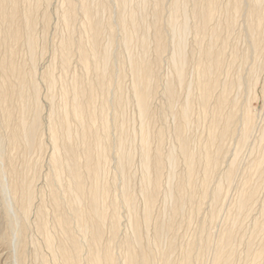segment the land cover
<instances>
[{
	"label": "bare ground",
	"instance_id": "1",
	"mask_svg": "<svg viewBox=\"0 0 264 264\" xmlns=\"http://www.w3.org/2000/svg\"><path fill=\"white\" fill-rule=\"evenodd\" d=\"M130 1L65 0L61 11L56 14L52 11L51 0H0V193L3 196L0 218L4 221V223L0 221V245L5 248L11 246L8 236L12 234H9L7 230L11 231L12 226L13 228L17 226L14 234L17 237H14L21 242L27 229L35 233V237L32 236L34 238L31 239V246L33 257L39 260V264H192V262L195 264H234V262L264 264V199L261 202V217L259 219L258 214V220L255 218L256 220L252 223L250 235H246L248 237L244 241L243 256L238 258L236 253L237 243L238 241L241 243L243 237L241 232L238 236L241 230L240 220L248 218L264 181V130L261 131V139H259V141L262 140L261 151L258 150L260 154L252 158L251 163L250 159V165H245L247 168L241 183L239 181L240 184H237L239 186H236L239 187L238 197L230 209L231 213L227 219L229 222L223 226L216 238L213 239L212 235L207 233L197 241L188 242L184 248L182 247L184 250L180 251L181 255L176 261L171 259L175 242L173 241V244L170 240L173 238L169 240V243L166 241L167 249L158 250L161 240L164 239L163 236L174 230L176 218L180 215L184 204H192L196 199L202 203L209 196L211 198L209 201H212L213 205L212 208L210 207L212 220L218 212V206H221L219 201L222 199L225 187L229 189L227 187L235 181L237 156L255 123L253 124V116L249 108L245 106L240 115L241 125L236 126L239 119L238 102L231 97V93L242 86L243 78L241 77L245 75L240 74V78L233 76L238 77L235 80L228 76L229 80L222 81L220 74L226 66L230 32L236 17L244 14L243 12L246 13L247 29L245 30L248 32L250 49L259 59L256 64L264 62L263 0H228L225 4L220 3L222 0H151L152 18L149 23L144 21V16H139L140 13H146L145 8L149 0H138L139 2L137 1L135 5ZM188 3H190L189 7ZM164 13H167L165 14L166 22L162 21ZM54 15L63 25V29L65 28L68 32L56 48L61 68L67 69L71 57L75 55L83 69V75H73L72 72L70 82H65L64 85L62 84V89H59L62 94V101H60L62 113H59L57 108L58 114H56L50 106L51 109L44 114L40 106L42 97L45 96L44 100L49 104L53 98L51 93L43 94L40 91L39 80H43L48 89H51L55 80L52 73H46V71L42 72V76H38L37 69L44 52L50 46L51 31L49 34V29L53 25L51 23H53ZM38 25L41 27L39 35L36 34ZM75 28H78L79 34L74 36L71 32ZM118 32L121 33L119 39L115 37ZM191 33L194 46H191L192 50L188 51L186 38ZM119 46L122 47L121 51L118 50ZM22 47L27 52V55H24L28 57L26 60L23 58V61H17L16 56ZM168 48L172 49H170L171 53L169 50L171 69L177 85L175 86L176 83L174 84L168 78L169 81L164 90L167 101L164 112L171 113L175 118L173 129L175 146L164 153L163 148L158 144L165 134L163 127L154 134L158 145L155 148L151 147V138H155L151 137V121L154 122L153 118L157 113L154 115L150 98L156 87L158 68ZM229 53L231 60L228 69L235 62L239 66L240 59L237 63L238 56L235 48L231 47ZM124 57L132 78L131 87L129 86L132 90L130 96L132 95L135 102L133 104H136L140 119L139 149L141 148L143 167L140 180L144 185L140 192L145 197L144 206L142 205L143 221H140L144 225L148 226L150 223L151 211L160 184L162 185L161 179L165 165L175 168L178 162L177 157H182L185 162L181 176L176 178L177 181L174 180L176 181L174 189L169 191V195L175 201L172 211L169 212L171 216L164 222L159 219L154 220L151 245L144 244L142 241L141 230L144 228L141 229L143 224L136 218L135 194L131 192V185L129 188L128 184L131 174L126 167L131 160V152L124 148L126 142L123 141L125 139L122 119V108L128 97L121 85L123 64L121 61L118 63V59L123 61ZM189 61L195 65V76L190 81L186 79V65ZM250 68L248 70L252 75L256 73L257 66ZM224 70L226 71V68ZM254 75L253 80L258 77V74ZM177 86L186 91L183 100L177 95L179 90ZM192 89H196L194 95L192 91L195 92V90ZM245 89L243 90L247 92L236 91L245 95L252 90ZM53 105L55 110V104ZM194 105L198 108L196 121L207 122L206 137L202 140L201 136L200 138L198 136L197 140L193 141V145L194 142L198 144L196 147L199 149L195 148L197 151L191 147L190 137L185 135V129L192 121ZM163 115L166 117L165 114ZM115 126H119V136L114 135L112 138L111 128ZM236 127L240 128L236 152L223 173V183H218L214 187L211 181L220 166V161H223L221 158L225 155L223 141L237 134ZM125 130L127 131L126 128ZM44 139L51 147V155L48 163L50 171L45 175L46 188L43 190L37 182L41 163L38 160H31L30 154L34 150L40 152L44 145L47 146L43 143ZM123 142H125L124 145ZM6 144L14 152L21 153L20 166L18 164L16 166L13 156L4 154L3 147ZM110 159L116 162V177L120 180L118 187L115 179L112 183L102 180L105 171L108 170L106 165ZM2 160L6 161L4 167L1 166ZM3 173L8 175L7 182L3 180ZM174 176L172 171L170 178ZM165 183L167 185V182ZM168 184H171V181ZM209 186L214 187L213 190H210ZM116 190H118L117 193ZM165 190L168 194L167 189ZM120 205L128 210L130 215L128 223L132 228V235L124 236L122 240L117 239L119 238L117 233ZM185 219L189 220L187 217ZM105 226L109 228L107 238ZM28 232L31 234L30 230ZM257 236H260V240L258 239L259 243L255 248L254 241ZM120 247L122 252L115 254L114 248L120 249ZM161 248H163L162 244ZM208 251L211 253L210 261L204 262V255Z\"/></svg>",
	"mask_w": 264,
	"mask_h": 264
},
{
	"label": "rangeland",
	"instance_id": "2",
	"mask_svg": "<svg viewBox=\"0 0 264 264\" xmlns=\"http://www.w3.org/2000/svg\"><path fill=\"white\" fill-rule=\"evenodd\" d=\"M137 1L138 0H133V1L131 0L130 2L133 5H135V4H137ZM225 1L226 0H222V2L220 1V3L222 4L224 2L223 4H225V3L228 2V0L226 2ZM64 3H65V0H51V4H52V8H53V10H52V8H51V10L53 12H56V14L59 13V11H61V8L64 5ZM150 3L152 4V1L151 0L148 1V5L146 6L147 9L145 8V11H146V13L148 15H145L146 13H140L139 14V16H144V21H146L147 23H149V21L152 18V16H151L152 5ZM189 6H190V3H188V7ZM262 6H264V0L262 1ZM243 13L245 14V16H243L244 14H240V15H238L239 17L238 16L236 17L234 27H233L232 31L230 32V38H229L230 39V44H229V47L227 48L226 63H225V65L227 67L224 66V69L226 68V71H228V73H226V71L223 69L222 73L220 74V79L223 78L222 81H224V79H225V81L226 80H229V78L232 79V80H235L239 76L241 77L242 74L245 75V76L241 77V79L243 78L245 80V81L243 79L241 80L243 82V84H242L243 89L248 88V90H249L251 88L252 90H249V92L247 94L245 93V95H241V93L237 92L239 90H241V91L243 90L242 89V86H241L240 88H238V89L236 88V89H234L232 91L233 93H231V97L234 98V99H236L237 102H238V118L239 119L237 121L236 126H239L240 127V125H241V123H240L241 116L240 115H242V113L244 111V108L247 107V108H249L248 110L251 112V114L253 116V124L255 123V125H253V128L252 129H254V130L251 129V131L249 133V136H248L245 144H243V147L239 151V154L237 156V160L238 161L236 160L237 162H235V164L237 163L235 165L236 166V168H235V173L236 174L234 173V178L235 179L233 178L235 181H234V183L232 181V184L230 185L231 187L230 186L227 187L229 189H226V187H225V191H224V194L222 196V199H220V201H219V204H221V206L218 204L219 205L218 206L219 208H218V212L216 214L217 216L215 215L212 220L210 219L211 218L210 217V215H211L210 213H211V210H212V209H210V207L212 208L213 205H212V201H209V200H211V198L209 196L207 197L208 199L205 198L204 199L205 201L203 200L202 203L201 202L199 203L198 200L196 199V200H194L192 202L193 205L191 203H187V204H184L183 205L184 207L181 210L182 214L180 212V215H178V217L176 218L174 230L170 234H167V235H164L163 236L164 239L162 238L163 240H161V243H160V246H159L160 248L158 250H165V249H167V247H168L167 245L169 243V240L171 238H173V240L171 239L170 241H172V242L174 241L175 242V244L173 242V244H174V248H173L174 250H173V252H174L175 255L172 253V257H171V259L174 260V261H176L177 257H179V255H181V252L184 250V249H182V247L184 248L188 244V242L190 243L191 241H194V240L197 241V239H199L201 236H203V235H205L207 233H210L212 235V238L215 239L216 236L222 230L223 226L229 222V220L227 221V219H228V216H230V213H231V210L230 209H232L233 205L235 204V202L237 200L236 198L238 197L239 187H236V186H239L237 184H240L241 183V180H242L243 175H244V171L247 168V166L250 165V163L252 162V160L256 156H258L260 154L259 152L261 151V146H262V142L261 141L262 140L259 141V139H261V133L264 130V104H263L264 103V101H263L264 100V96H263L264 95V62L262 64H259V63H257L258 65L256 64V62H258L259 59H258V56L257 55L256 56L253 55L254 53L250 49L251 47H250V42H249L250 40L248 38V32H247V30H245V29H247V27H246V19H245L246 18V13L245 12H243ZM165 14L167 15V13H164V15H163L164 18H163L162 21L165 20V22H166V18L167 17H166ZM54 17H56V15L53 16V19H52V22L53 23H51L53 25H51L50 26V29H49V34H50V31H51V34L49 36V38H51L49 40L50 41L49 42L50 43V46L48 45L49 47H47L46 51L44 52V56H43L44 58L42 57V60H40V62H39V65L40 66L38 65V69H37L38 76H42L41 74L45 73V71H46V73H50V74L52 73L51 75H52V77L55 80L54 85L51 87V89L50 88L48 89V86L45 84V82H43V80H41V79L39 80V89H40V91H42L43 94H46L48 92L51 93L52 94V98H53L52 99V102L49 104V103H47L46 100H44L45 99V96H43V94H42V96L44 98L42 97V100L40 101V106H42L41 109H43L42 112L44 111L43 112L44 114L48 113V110L51 109V107H52V110L55 111L56 114H58V112H57L58 109H59V113H62V111H61L62 110L61 109L62 108V104L60 102V101H62V94H60L61 91H59V89L60 90L62 89V86L65 84V82L66 83H69L70 82V80H71L70 77H72V72L74 73L73 75H75V74H77V75H83V72H82L83 69L79 65L78 60H77V57L75 55L71 57L67 69L61 68L60 61H59L58 54H57L58 51H56V48L58 47L57 44L60 43V41L64 38V36L66 37L68 35V32H67V30L65 28L63 29V25L60 22H58V18L56 17L54 19ZM189 22L191 23L192 20L190 19ZM38 26H39V27H37L38 30H36V34L37 35L40 34L39 33V30L41 31L40 25H38ZM71 33L74 36L75 35H78L79 34L78 28H75L73 30V32H71ZM115 37L117 39H119L121 37V33L120 32L116 33ZM191 38H193L192 33H191V35L188 34L187 35V38H186V48H187V50L189 49L188 51H191L192 48H193L191 46H194L193 39H191ZM53 40H54V42H53ZM187 41H189V43ZM189 46L191 47V49H190ZM231 47H234L235 50H236V52H237V56H238V58L236 59L237 63H238V59H240V61L238 63L239 66L236 65V62H235L234 65L230 69H228L229 68L228 64H229V62L231 60L230 53H229L230 50H231ZM170 49L168 48L167 53L165 52V54L163 56V59H162L163 62L161 61V63H160V67L158 68V74H157V78H156V87L154 89V93L151 95V98H150V106H151L152 110L154 109L153 110L154 111V115H156V113H157V115L154 116V118H153L154 119L153 120L154 122L151 121V128H152L151 137L154 136V134L156 133L157 130H160V129L162 130V127H163V132L165 130V132H164L165 134H163L162 139H161V142H158V144L161 145V148H163L162 151L164 153L168 152V150L170 148H173V146H175V143H174L175 142V138H174V134H173V129H174V125H175V118L173 117V115L171 113L164 112V110L166 108V103H167L166 97H165V94H164V90H165L166 83L169 81L168 78H170V81L174 82V84L176 83V78H175V76L173 74V71L171 69L172 68V63H171V60H170V53H171V50L172 49L171 50ZM228 49H229V52H228ZM118 50L121 51L122 50V47L119 46L118 47ZM169 50H170V53H169ZM20 51L18 52L19 54H17V56H16V60L17 61H23V58H24V60H26V58L28 56L26 57L27 52H25L26 50L24 49V47H22V49H20ZM51 53H52V55H51ZM24 54H26V55H24ZM245 54H247V55H245ZM227 55H228V58H227ZM253 57H256L257 59L256 58H253ZM244 58H246V61H244ZM125 60H126L125 57H124L123 61L120 60V59H118V63L121 61V64H123V70H124L123 71V76L121 77V85L123 86V91L125 89L124 92H126V95L127 96L125 95V93H124V95L126 97H128L127 102L123 106L124 110L122 108V111H123L122 119H123V126H124L123 136H124V139H125L123 141L126 142V144H125V142H123V145L125 144L124 145V148L126 150H129L131 152L130 159L132 160V162H131V160H129V164L126 167V170L131 174L130 177L132 178V179L130 178L128 184H129V188H130V185H131V188H130L131 192L135 194V195L133 194L134 195V204H136L135 205V207H136L135 210L137 212V213L135 212L136 213L135 215H137L136 218H138L139 221L140 220L143 221L142 220L143 219V209L142 208L144 206L145 197H143L142 192H140L142 190V188H144V185H143L142 181L140 180V179H142L141 178V176H142L141 174H143V173H141V172H143V167H142V164H141V148L139 149V147H140V138H141L140 137V131H139V122H140V119H139V113H138L136 104L135 105L133 104L135 102L132 99V95L130 96V94H132V90L130 88L131 87V84H132V78H131V74L129 73V68L127 66V62H125ZM242 60H243V63H241ZM246 62L247 63L250 62V63L247 64ZM191 63H192V61L191 62L189 61L187 63V65H189V66L186 65V79H188L189 81L192 80L194 78V76H195V65L193 63L192 64ZM251 64H253V65H251ZM250 65L252 67L253 66H257V69L255 71L256 73H254V74H256V75L258 74L257 75L258 77H255L254 80L252 79L254 74L252 75L250 73V71H249L251 69L250 68L251 67ZM236 66H238L237 67V70L235 69ZM244 66H246V67H244ZM248 66H249V68H248ZM166 70H167V72H166ZM170 70L172 71V73H171ZM244 70L247 71V72H245ZM61 72L63 74H61ZM223 72H224V74H223ZM236 72H237V74H235ZM250 75H252V76H250ZM256 75H254V76H256ZM169 76H171V77H169ZM228 76H229V78H228ZM233 76H238V77H233ZM63 78H64V80H63ZM246 78L247 79L249 78V79L247 80ZM256 78H257V80H256ZM56 79L58 80L59 85H58V82H57ZM157 79H159V80H157ZM246 81L252 82L251 84H253L254 86L252 85L253 86L252 87L251 84H250V82L249 83L248 82L246 83ZM176 85H177V83L175 84V86ZM52 88H54V89H52ZM178 89L179 90H177V95H179V97L181 98V100H183L184 97H185V95H186V91H184V89L181 88V87H178ZM130 90H131V92H130ZM192 90H195V92L192 91V93L194 95L196 93V89H192ZM245 90H243L242 92H244ZM234 92L237 93V94H235ZM245 92H247V91H245ZM252 92H253V94H252ZM244 96H246L247 98L244 97ZM53 104H55V110H54V105ZM58 105H60V106H58ZM174 106H175V108L177 107L176 104ZM194 106L195 107H194L193 113H192V121L186 127L187 129H185V135L186 136L188 135V138L190 137L189 140H192L191 141V147L193 148V150L195 148L196 149H199L198 147H196V146H198L197 142H194V145H193V141H196L197 140L196 138L198 136H199V138L201 136L200 139L203 140L206 137V134H207V130L205 128V126L207 125V122L206 121H199V122L196 121L197 120V116H198V108H197L196 105H194ZM160 109H162L161 110V112H162L161 114L162 115L165 114L166 117H164V115H163V118H161L162 115L160 114ZM158 110H159V112H158ZM254 126H255V128H254ZM239 127H236V129L237 128L238 129L236 130L235 133H237V134H234L235 135L234 137L232 135L230 137H227V139H225L223 141L224 152H225L224 154L225 155L221 158V160H223V161H220V163H219L220 166L217 168V170H216V172L214 174L213 180L211 181L212 184L210 183L214 187L218 183H223L222 182L223 181L222 178H223V175H224L223 173L225 172V169L228 168L229 163H230L231 159L233 158L234 153L236 152L235 150H236L237 142H238V138H239V135L238 134L240 133V128ZM125 128L127 129V131L125 130ZM207 128H208V126H207ZM126 132H127V135H126ZM111 133H112L111 136H113L112 138H114V135H117V137H118L119 136V126L112 127L111 128ZM129 133H130V135H129ZM125 136H126V138H125ZM46 139H44L45 142L43 141V143L44 144L46 143L47 146L45 147V145H44V148H43L42 151L39 152L38 150H34L33 151L34 153L32 152L30 154L32 158L30 156H28V157L31 158V160H33V161L34 160H38L41 163V166L38 169V177H37L38 179H37V182L39 183L38 185H40V187L42 186L41 188L43 190H44V188H46L45 187V184H46V180H45L46 177H45V175H47L49 173V171H50V165L48 163H49V157L51 155V147L48 144V141ZM194 139H196V140H194ZM158 144H157L156 137L153 138V139L151 138V147L152 148L153 147L155 148ZM257 144H259V145H257ZM196 149L194 151H197ZM3 150L5 151L4 154L5 155L7 154L6 156H8V155L13 156V161H15L14 163L16 164V166H17V164H18V166L21 165L22 156H21V153L20 152H18V153L14 152V150H12L7 144L3 147ZM258 150H260V151H258ZM176 155L179 156L178 154H176ZM250 159H251V161H250ZM177 160H178V162H176L175 168L172 169L171 167H169V165L166 164L165 167H164V169H163L162 179H161L162 185L160 184V187H159V190H158L159 192H158L156 201H155V203L153 205V208H152L153 210L151 211L152 213H151L150 223L148 224L149 227L147 225H144L140 221L141 224H143V225H141V229L144 228V230H141V232H142V241L144 242V244H150V242H151V240L153 238V226H154L153 224H154V222L157 221L158 219H159V221H163V222L164 221H167L170 218V216H171V213H169V212L172 211L171 209L174 207L175 201L169 195V191H170V189H172V190L174 189L175 184H176V181L178 180L176 178H179L181 176V173H182V171L184 170V167H185V162H184V160H183L182 157L181 158H178L177 157ZM249 161H250V163H249ZM115 163L116 162L114 161V159H110L109 160V162L106 165V169H108V170H106L107 173L105 171V174H104V177H103L102 180L104 182L107 181V183H108V181H109V183H112L113 179H115V181L117 183L116 186L118 187L119 186L118 185V182L120 184V180H119L118 177H116L117 176V171L115 169L116 168V166H115L116 164ZM5 165H6V161H3L2 160L1 161V166L4 167ZM245 165H247V166H245ZM172 171L174 172V175L175 176L171 179L170 177H171ZM176 171H177V173H176ZM165 175H167V176L165 177V179H163ZM7 177H8V175H6L5 173H3V180H5V182L8 181V178ZM167 177H168V179H167ZM174 180H176V181L174 182ZM164 181L167 182V185H166V183ZM170 181H171V184L172 185L171 184H168ZM214 181H215V183H214ZM239 181H240V183H239ZM164 184L167 187L164 186ZM212 186H209V189L210 190H213L214 187H212ZM116 189H119V188H116ZM165 189H167L168 194L166 193V190ZM260 189H259L260 192L258 191V193H257L258 198H257L256 202L252 205L251 211H250V214H249L248 218L245 217V218H243L244 219L243 221L240 220L241 230L239 231L238 236H240V232H241V235H243V237H242V242L240 243L238 241L239 244L237 243V245L239 246V247L237 246V251H236V253H238L237 254L238 258H239V256L240 257L243 256L244 241L246 240V237H248L246 235H250V233L252 231V228H253L252 223H253V221H255L256 219L258 220V216L259 215H260L259 216V219L261 217V202L264 199V181H263ZM112 192H113V188H112ZM117 192H118V190H116V193ZM140 195H142V197ZM2 202H3V196H1V193H0V208L3 205ZM196 202H197V204L198 203L199 204L197 205ZM186 205H188V207H189L190 210L188 209V207L186 208ZM220 207H221V209H220ZM228 210H230V211H228ZM194 215H195V217H194ZM128 216H130L128 210L125 207H123L122 205H120V207L118 209V218H119V225H118V228L119 229H118V233H117L118 236H119V238H117L118 240H120L124 236L130 237L132 235V231H131L132 228L130 227V223H128V220H129ZM166 217H167V219H166ZM184 217L185 218L186 217L189 218V220L185 219ZM0 219H1L0 221L2 222L3 221V218H0ZM183 219H185V220H183ZM249 219H250L251 222L248 221ZM186 221L188 223H190V224L188 225V223ZM207 221H208L209 225L207 224ZM210 221H211V223H210ZM2 223H4V221ZM180 223H182L181 226H180ZM184 224H185V226H184ZM201 226H203V227H201ZM16 227L17 226H15V228H13V226H12V230L11 231H9V229L7 230V228H6V230L9 232V234H12L11 236H8L10 238V240H11L10 241L11 242V246L9 244L10 247L9 248H7V247L5 248V246L0 245V264H15L16 262H17L16 264H20V262H21V264H37V263L39 264V260L38 259L36 260L34 258L35 256L33 257V254L34 253H32L33 250H32V246H31V239H33L35 237V233H33V230H31V229H27L25 231V233L23 234V239H22L23 242H21V240L19 241L18 238L16 239L17 236L14 235L15 232H16ZM107 227L108 226H105V237L106 238L109 236V228H107ZM146 227H148V228L146 229ZM199 227H201V229ZM206 228H208V229H206ZM29 230H30L31 234L28 232ZM143 231H145V233ZM197 231L199 233L202 232V233L199 234L200 236L197 234L198 233ZM205 231H207V232L205 233ZM209 231H211V232H209ZM247 231H249V232H247ZM143 234H145V235H143ZM149 234H151V235L149 236ZM14 236H16V237H14ZM32 236H34V237L32 238ZM191 236H192V238H191ZM258 239L260 240V236H257L256 239H255V241H254V247L255 248L257 247L256 245H258V243H259V240ZM16 240H18V241H16ZM12 241L14 242L13 244H12ZM184 241H185V243L186 242L187 243L185 244ZM256 241H258L257 244H255ZM146 242H148V243H146ZM161 244H162V247L163 248H161ZM179 244H180V246H179ZM178 246H179V248H178ZM14 251H17V252H14ZM119 251L122 252V248L121 247H120V249L119 248H114V253L115 254H118ZM240 251H241V254H240ZM20 254H21V257H20ZM173 256L175 257V259H173L174 258ZM210 258H211V253L208 251L204 255V262H209L210 261ZM20 259L23 260L24 262L21 261ZM33 259L35 260L34 262H33ZM192 264H195V262L194 263L192 262ZM234 264H236V263L234 262Z\"/></svg>",
	"mask_w": 264,
	"mask_h": 264
}]
</instances>
